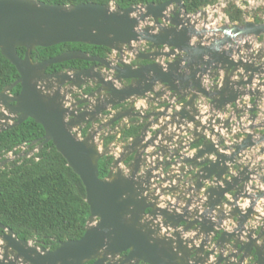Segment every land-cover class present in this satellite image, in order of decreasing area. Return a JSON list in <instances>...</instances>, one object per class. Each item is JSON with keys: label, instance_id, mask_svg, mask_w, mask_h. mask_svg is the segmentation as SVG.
<instances>
[{"label": "water", "instance_id": "95a60500", "mask_svg": "<svg viewBox=\"0 0 264 264\" xmlns=\"http://www.w3.org/2000/svg\"><path fill=\"white\" fill-rule=\"evenodd\" d=\"M207 9L189 14L182 0L126 8L113 1L58 5L0 0V53L18 73V78L0 91V132L28 118L40 124L42 140L29 156L51 142L80 178L89 207L82 237L59 242L53 250L21 240L0 224L4 230L0 264H242L249 256L251 264H264V202L257 205L264 199V162L252 165L248 160L254 157L246 156L248 148L264 142V135L255 140L247 135L227 144L225 139L235 136L233 131L221 137L211 122L229 106L234 114H240L246 108V103H238L239 96L246 94L241 85L250 84L257 70V79L264 75L253 65L257 54L250 53L253 61L247 57L242 66L240 60L235 63L228 56L232 43L237 46L246 36L264 34V22L246 21L214 29L207 26ZM140 41L155 49L141 55L150 63L132 66L118 60L107 80L92 69L46 72L52 64L76 59L111 67L82 51H64L43 61L31 57L37 47L59 43L103 46L122 56L132 43ZM19 47L25 49L23 57L17 53ZM212 65L213 75L207 72ZM238 68L246 70L245 74L251 70L247 80L231 79ZM218 70L223 71L222 78ZM206 74L211 80L217 78V84L208 89L202 84ZM17 84L20 91L9 95ZM67 94L73 95L74 107L90 109L75 114L66 105ZM164 95V100H158ZM141 97H146L150 106L146 115L142 107H131ZM200 97L214 112L205 124L195 105ZM122 103L128 108L113 114L107 124L118 121L119 126L124 119L135 118L130 124L140 125V133L125 143V153L115 158L107 175L100 178L98 161L110 153V147L97 146L100 126H91L84 136L82 130L97 120V115ZM161 105V110L155 109ZM229 118L222 121L216 117L218 129L228 125ZM152 127L154 133L146 140ZM177 132L189 135V145L200 143L194 153L180 151L184 141ZM156 140L157 145L150 144L155 151L145 153L149 142ZM207 154L213 158H204ZM129 156L132 160L123 170L119 163Z\"/></svg>", "mask_w": 264, "mask_h": 264}, {"label": "trees", "instance_id": "16d2710c", "mask_svg": "<svg viewBox=\"0 0 264 264\" xmlns=\"http://www.w3.org/2000/svg\"><path fill=\"white\" fill-rule=\"evenodd\" d=\"M49 4L67 5L92 2L107 4L113 1L119 8L147 3H162L168 0H39ZM187 13H195L219 0H182ZM231 22L243 21V11L233 2L224 8ZM257 22V18H255ZM70 46L93 47L82 43H59L50 47H37L31 54L33 60L53 57ZM97 49H104L96 46ZM25 49L17 48L23 57ZM62 64H70V61ZM50 65V69L59 67ZM48 70V71H49ZM18 78L15 67L0 53V90ZM14 90L17 92L19 86ZM44 130L31 118L21 124L0 132V155L21 144L40 142ZM84 135V132L82 133ZM33 148L34 146L31 145ZM111 157L98 161L99 177L107 173ZM89 216L85 190L80 178L67 165L51 142L24 158L12 167L0 168V223L13 231L17 238L34 240L36 244L53 250L59 242L82 237ZM85 264H91L87 262Z\"/></svg>", "mask_w": 264, "mask_h": 264}, {"label": "flooded vegetation", "instance_id": "af4514ba", "mask_svg": "<svg viewBox=\"0 0 264 264\" xmlns=\"http://www.w3.org/2000/svg\"><path fill=\"white\" fill-rule=\"evenodd\" d=\"M248 2H250V0H248ZM211 6H213V5H211ZM211 6H207L206 8H203V9H207ZM173 7H174V5H172L169 9H173ZM189 14H192V13H189ZM208 17H209L208 22H207L208 27L218 29V28L223 26V25H220V26L216 25L217 27H213V20H212L213 18H211L210 16H208ZM202 18H203V16H201L200 19H198V20L201 21ZM255 18H257V20H258L257 22L255 21ZM228 20H229V18H228ZM245 22L246 21L243 19L242 22L233 21L231 23L243 25ZM253 22L255 24H259V23H263V20H261L257 15H254ZM199 27L200 26H198V28ZM216 36H219V33H217ZM193 39H192V41H194ZM249 39H253L254 43H251V42L249 43V41H248ZM263 39H264V34H259L258 36H250V37L246 36V38H244L242 41L237 42V46H235L234 43H232V47H233L232 52H231V54L227 53V55L229 54L228 56H229L230 61H233L236 63L240 60L242 62V64H240V65L242 66L244 63L247 62L246 61L247 57H248L250 62L253 61L249 57L250 53H252L254 55L257 54L256 59H255V57H253L255 59V63L253 65L256 67H260V69L264 71V42H263ZM244 42L248 43L246 45L247 47L243 46ZM259 43H260V46L258 45ZM261 44H263V46ZM91 46H93V47L70 46L69 48L65 49L64 51H75V50L82 51V52L86 53L89 57H94V58H99L101 60H104L105 61L104 63L109 64V66H111V67H109L110 69L108 67H106L105 64L99 63L95 60H77L76 59V60H70V64H68V65L62 64L64 62L57 63L60 66L56 67L55 69L49 70V67H50L49 66L46 69V72L52 73V72L63 71V70H67V69H78V70H80V69H82V70L92 69V72L98 71L101 74V76L106 78V80H107V79L112 78L113 71L111 69L118 65V60H122L125 63H127L128 65H132V66L133 65H144V64L150 63V61L142 59L141 55H148V53L153 52L155 50L154 48H150V43L143 42V41H140L139 43H135V42L132 43V45L130 46V50L127 51V54L124 52L122 54V56L120 53L112 51L111 49H108V48L103 47V46H101V47H103L104 49H101V50L97 49L96 46H94V45H91ZM158 48H160V47H158ZM238 48H239V50H236ZM64 51H62V52H64ZM164 51H166V50H164ZM41 61H43V60H41ZM163 61H165V60H163ZM65 62H68V61H65ZM212 64H213V62H212ZM210 67L211 68H209L207 70V72L211 73L213 75V72H214L213 68H212L213 65ZM218 71L221 73L220 77L222 78L223 77V71H221V70H218ZM257 71L258 72L252 73V74H254V77L251 80L250 84L241 85L243 91H245L246 94L243 96H239L240 100H238V103H246V108L243 109L240 114H234L231 111L232 106H229L228 110L222 116H218V115L216 116L215 115L214 119H216V117H220L222 119V121L226 120L227 117H230L229 118L230 123L228 125L222 124V127H223L222 129H218L220 125L219 124L216 125L214 122V119L211 121L213 123L212 127L214 128V132L218 131L221 137H222V135H225L227 132H229L231 130L233 131L232 135H235V136H233L232 138L226 137L225 143H227V144L229 141H232L233 139L241 140L242 138H246L247 135H252V140L258 139V136L264 135V85L260 84V83L264 82V75L262 74L261 78L257 79L256 75H258L257 73H259V70H257ZM244 72H246V70H244ZM244 72L241 68H238L235 71V75L233 77H231V79L235 80V81L247 80L248 76H249L248 74H250L251 70H247L246 74ZM240 73H243V76L240 77L239 76ZM216 79L217 78L211 80V78H209V75H207V74L204 75L202 77L203 87L208 89L209 86L212 85V83H213V85L217 84ZM122 83L126 84L128 82L123 80ZM17 85L19 86V84H17ZM116 86H118V87L121 86V83L116 82ZM63 87H66V86L63 85ZM159 88H160V86L157 84L155 86V90L158 91ZM19 91H20V86H19V90L17 92L14 90V88H12V90L9 92V95H15ZM89 91H91V89L88 88L86 91L87 94ZM72 96L73 95L70 96L67 94V99H69V100L66 101L67 102L66 105H67V107H69L70 110H73L75 114H79L80 112L88 111L90 109V108L89 109L80 108V107H84L82 105H76L74 107L72 104V98H71ZM84 98H86V96ZM164 98H166V95L158 98V100H164ZM93 99L94 98H89V100L91 102L94 101ZM145 99H146V97H141V99L140 98L135 99V102L133 103V106H131V107H133L134 109H139L140 107H142L143 109L147 110L146 112L145 111L142 112V114L146 115L150 111L149 110L150 106L147 104ZM73 101L74 102L77 101V98L75 97V99ZM124 105H125V103L118 104L117 106L112 107L110 111L103 112V113L97 115L96 117H98V119L91 122V123L86 124L82 130V133L84 132V135H85L91 126H93L94 128H97V129H98L97 126L101 127L97 130L96 142L98 143L97 146L99 148L104 149L106 147H110V153L101 157V158L111 157V162L108 166V170H109V167L111 166L112 161L115 158L122 157L123 153H125V151L123 150L125 143L140 133V128H141L140 125L130 124V122L137 120L135 118H130L128 120L124 119L123 122L119 124V126H117L118 121L113 122L111 124H107L113 114H116L119 111L128 108V106H124ZM195 105H197L196 109L197 110L199 109L200 115L202 116V118L200 120L201 123L205 124L204 122H206L208 117L213 116L214 112L210 110V108L207 105V101L203 97H200L199 99H197L195 102ZM162 108H163V105L157 106L155 109L161 110ZM1 110H2V108H0V111ZM107 115H110V116L107 117ZM87 117H89V115H87L86 118ZM208 125L209 124L206 123L207 127H208ZM233 125H235V126H233ZM228 126L229 127L231 126V128H229ZM153 127H155V126H153ZM153 127L147 131V136L145 138L146 140L153 135V133H154L152 131V129H154ZM188 127L191 128V125L189 124ZM177 134L180 135L179 136L180 139L184 141L182 144H180L179 149H180V151H183V153H185V155L194 153L195 150L199 147L200 143L189 145L191 138L189 137L188 134H185V133L179 134L178 132H177ZM84 135H82V136H84ZM215 138L220 139L219 136H217V137L213 136V139H215ZM185 139H189V140L185 141ZM39 143L40 142L37 141L35 144H33V142L28 144V145L21 144V145L15 146L12 150L0 155V168L12 167L13 163L17 162V164H19L24 158L30 157L31 155L29 156V154H28L29 151H31L32 149H37V146ZM158 143H159V141H157V140L154 141L153 143L150 141L149 145L145 149V153L154 152L155 151L154 147L151 146L150 144L157 145ZM31 145L34 147L32 148ZM177 148H178V146H177ZM260 148H263L262 152L260 151ZM39 150H36V152H38ZM246 151H247L246 156L251 155L252 157H254V160L253 159L248 160L249 162L251 161L252 165H256L260 160H262V162H264V142H261L252 148H248ZM36 152H34V153H36ZM226 153H228V152H226ZM203 157L207 158V159L213 158V156L209 155V154H207ZM259 157H261V158H259ZM165 159H166L165 157L160 158V160H162V161ZM131 160H132V156L125 158V160H123L119 163V167L122 168L123 170H125V168L131 162ZM3 161H6V162L2 164ZM249 169H252V167L250 166ZM108 170H107V173H108ZM124 172H126V171H124ZM107 173H106V175H107ZM159 173L161 174V171ZM162 173H164V171ZM101 178H103V177H101ZM251 183H253V182H251ZM261 200H264V199H261ZM261 200H259V202L257 203L258 206L261 205V203H263V202L260 203ZM178 205L180 206L182 204L179 203ZM243 207H245V204H243ZM147 211H148V209H146V212ZM176 211H179V209H176ZM1 225H3V224H1ZM6 229H8V228H6ZM2 234H4V230L2 228H0V237ZM27 241H31L33 244L40 246V245L36 244L34 240H27ZM3 245H4V242L0 241V257L4 253ZM212 245H213V242L210 243V246L208 247V251L211 249ZM249 257L244 259L242 264H251L253 262V260H251Z\"/></svg>", "mask_w": 264, "mask_h": 264}, {"label": "rangeland", "instance_id": "374dc122", "mask_svg": "<svg viewBox=\"0 0 264 264\" xmlns=\"http://www.w3.org/2000/svg\"><path fill=\"white\" fill-rule=\"evenodd\" d=\"M227 2H233L243 11V19L245 21H253L254 15H257L264 22V0H250V2H248V0H219V2L215 4L213 8L211 6V8L209 7L207 9V15L213 18V27L220 25L230 26L234 24L228 20L223 11ZM248 41L249 43H254L253 39H249ZM258 45L260 46V43ZM261 45L263 46V44Z\"/></svg>", "mask_w": 264, "mask_h": 264}, {"label": "crops", "instance_id": "0c3cea01", "mask_svg": "<svg viewBox=\"0 0 264 264\" xmlns=\"http://www.w3.org/2000/svg\"><path fill=\"white\" fill-rule=\"evenodd\" d=\"M260 146H261V145H260ZM259 158H261V157H259ZM259 158H258V159H259ZM261 202H264V200H261L260 203H261Z\"/></svg>", "mask_w": 264, "mask_h": 264}]
</instances>
